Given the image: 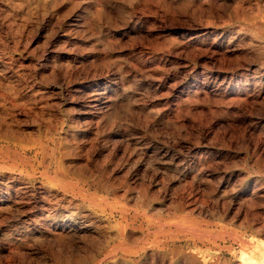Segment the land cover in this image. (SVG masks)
I'll list each match as a JSON object with an SVG mask.
<instances>
[{
	"label": "rangeland",
	"instance_id": "obj_1",
	"mask_svg": "<svg viewBox=\"0 0 264 264\" xmlns=\"http://www.w3.org/2000/svg\"><path fill=\"white\" fill-rule=\"evenodd\" d=\"M263 92L264 0H0V264H264Z\"/></svg>",
	"mask_w": 264,
	"mask_h": 264
},
{
	"label": "bare ground",
	"instance_id": "obj_2",
	"mask_svg": "<svg viewBox=\"0 0 264 264\" xmlns=\"http://www.w3.org/2000/svg\"><path fill=\"white\" fill-rule=\"evenodd\" d=\"M11 1H12V0H11ZM17 1H18V0H17ZM200 4H201V3H200ZM12 6H13V5H12ZM21 6H22V5H21ZM40 6H41V5H40ZM191 9H192V8H191ZM25 15H26V14H25ZM17 24H18V23H17ZM20 30H21V29H20ZM200 37H201V35H200ZM259 65H260V64H259ZM38 77H39V76H38ZM5 78H6V77H5ZM2 79H3V78H2ZM12 83H13V82H12ZM21 83H22V82H21ZM24 84H25V83H24ZM32 84H33V83H32ZM19 86H20V85H19ZM36 86H37V85H36ZM55 86H56V85H55ZM45 87H46V86H45ZM28 88H29V87H28ZM50 88H51V87H50ZM23 89H24V88H23ZM242 89H243V88H242ZM30 90H31V89H30ZM48 90H49V89H48ZM258 91H259V90H258ZM24 92H25V91H24ZM263 93H264V92H263ZM26 94H27V93H26ZM24 95H25V94H24ZM255 95H256V94H255ZM96 97H97V96H96ZM101 97H102V96H101ZM244 98H245V97H244ZM185 100H187V99H185ZM52 101H53V100H52ZM12 103H13V102H12ZM17 103H18V102H17ZM10 108H11V107H10ZM18 113H19V112H18ZM33 113H34V112H33ZM0 114H1V113H0ZM2 114L4 115V113H2ZM15 114H16V113H15ZM13 115H14V114H13ZM17 117H18V116H17ZM4 120H5V119H4ZM8 122H9V121H8ZM6 123H7V122H6ZM2 127H3V126H2ZM2 129H3V128H2ZM7 129H8V127H7ZM13 129H14V128H13ZM15 129H16V128H15ZM10 130H11V129H10ZM16 131H17V130H16ZM14 132H15V131H14ZM21 132H22V130H21ZM25 132H26V131H25ZM44 134H45V133H44ZM22 135H23V134H22ZM39 135H40V134H39ZM45 137H46V136H45ZM47 137H48V136H47ZM52 137H53V136H52ZM49 138H50V137H49ZM43 139H44V138H43ZM44 140H45V139H44ZM44 140H43V141H44ZM263 142H264V141H263ZM46 143H47V142H46ZM4 144H5V146H6V143H4ZM7 144H8V143H7ZM12 144H13V143H12ZM18 144H19V143H18ZM38 144H39V143H38ZM41 144H42V142H41ZM51 144H52V143H51ZM57 144H58V143H57ZM20 145H21V144H20ZM0 146H1V145H0ZM22 146H23V145H22ZM45 146H46V145H45ZM8 147H9V146H8ZM13 147H14V146H13ZM52 147H53V146H52ZM55 147H56V146H55ZM57 147H58V146H57ZM4 148H5V147H4ZM21 148H22V147H21ZM34 148H35V147H34ZM34 148H33V149H34ZM36 148H37V147H36ZM39 148H41V147H39ZM8 149H9V148H8ZM14 149H15V148H14ZM33 149H32V150H33ZM46 149H48V148L46 147ZM49 149H50V147H49ZM24 150H25V149H24ZM39 150H40V149H39ZM4 151H5V150H4ZM16 151H17V150H16ZM21 151H22V150H21ZM34 151H35V150H34ZM50 151H51V150H50ZM54 151H55V150H54ZM2 152H3V151L1 150V153H2ZM9 152H10V151H9ZM9 152H8V153H9ZM29 152H30V151H29ZM36 152H37V151H36ZM47 152H48V151H47ZM17 153L19 154V152H17ZM25 153H26V152H25ZM45 153H46V152H45ZM45 153H44V154H45ZM49 153H50V152H49ZM5 154H6V153H5ZM13 154H14V153H13ZM13 154H12V155H13ZM32 154H33V153H32ZM38 154H40V153H38ZM46 154H47V153H46ZM57 154H58V152H57ZM57 154H56V155H57ZM2 155H3V154H2ZM6 155H7V154H6ZM23 155H24V154H23ZM24 156H25V155H24ZM41 156H42V155H41ZM45 156H46V155H45ZM3 157H4V156H3ZM11 157H12V156H11ZM13 157H15V155H14ZM18 157H19V156H18ZM30 157H31V156H30ZM36 157H37V156H36ZM42 157H43V156H42ZM33 158H34V157H33ZM43 158H44V157H43ZM6 159H7V158H6ZM21 159H22V158H21ZM3 160H4V159H3ZM26 160H27V159H26ZM53 160H54V159H53ZM33 161H34V160H33ZM33 161H32V162H33ZM4 162H5V161H4ZM17 163H18V162H17ZM17 163H16V165H17ZM33 163H34V162H33ZM41 163H42V162H41ZM29 164H31V163H29ZM18 165H20V164H18ZM13 166H14L13 168L15 169V165H14V164H13ZM194 166H195V165H194ZM16 167H17V166H16ZM28 167H29V166H28ZM49 168H50V167H49ZM60 168H61V167H60ZM17 170H18V169H17ZM32 170H33V169H32ZM50 170H51V169H50ZM50 170H49V171H50ZM6 171H7V170H6ZM42 171H43V170H42ZM56 171H57V170H56ZM60 171H61V170H60ZM250 171H251V170H250ZM253 171H254V170H253ZM263 171H264V170H263ZM256 172H258V171H256ZM38 173H39V172H38ZM247 173H249V172L247 171ZM253 173H254V172H253ZM12 174H13V173H12ZM48 174H49V173H48ZM250 174H251V173H250ZM250 174H249V175H250ZM13 175H14V174H13ZM39 175H40V174H39ZM43 175H44V174H43ZM46 175H47V174H46ZM53 175H54V174H53ZM61 175H62V174H61ZM84 175H85V174H84ZM247 175H248V174H247ZM258 175H259V174H258ZM258 175H257V176H258ZM5 176H6V175H5ZM36 176H37V175H36ZM41 176H42V175H41ZM47 176H48V175H47ZM259 176H260V175H259ZM48 177H49V176H48ZM48 177H47V178H48ZM0 178H1V177H0ZM57 178H58V177H57ZM65 178H66V177H65ZM28 179H29V178H28ZM49 179H50V177H49ZM254 179H255V178H254ZM5 180H6V179H5ZM37 180H38V179H37ZM45 181H46V180H45ZM47 181H48V180H47ZM82 182H83V181H82ZM32 183H33V182H32ZM37 183H38V182H37ZM70 183H71V182H70ZM70 183H69V184H70ZM87 183H88V182H87ZM44 184H45V183H44ZM80 184H81V183H80ZM8 185H9V184H8ZM17 185H18V184H17ZM32 185H33V184H32ZM65 185H66V184H65ZM72 185L75 186L74 184H72ZM72 185H69V186H72ZM33 186H34V185H33ZM56 186H57V185H56ZM61 186H62V184H61ZM224 186H225V185H224ZM35 187H36V186H35ZM57 187H58V186H57ZM82 187H83V185H82ZM4 188H5V187H4ZM16 188H17V187H16ZM71 188H72V187H71ZM80 188H81V187H80ZM63 189H64V188H63ZM76 189H77V188H76ZM76 189H75V190H76ZM81 189H82V188H81ZM228 189H229V188H228ZM4 190H5V189H4ZM35 190H36V189H35ZM66 190H68V189H65V191H66ZM70 190H71V189H70ZM72 190H73V188H72ZM221 190H223V189H221ZM39 191H40V190H39ZM41 191L43 192V190H41ZM61 191H62V190H61ZM79 191H80V190H79ZM79 191H77L76 194H77ZM85 191H86V190H85ZM223 191H225V190H223ZM250 191H251V190H250ZM37 192H38V191H37ZM66 192H67V191H66ZM70 192H71V191H70ZM73 192H74V190H73ZM225 192H226V191H225ZM6 193H7V192H6ZM11 193H12V191H11ZM29 193H30V192H29ZM33 193H34V192H33ZM81 193H84V192H81ZM87 193H88V192H87ZM4 194H5V193H4ZM44 194H45V193H44ZM68 194H69V193H68ZM224 194H225V193H224ZM248 194H249V193H248ZM53 195H54V194H53ZM55 195H56V194H55ZM69 195H70V194H69ZM258 195H259V194H258ZM10 196H11V195H10ZM22 196H23V194H22ZM37 196H38V195H37ZM81 196H82V195H81ZM85 196H86V195H85ZM212 196H213V195H212ZM223 196H224V195H223ZM240 196H241V195H240ZM245 196H246V195H245ZM13 197H14V196H13ZM58 197H59V196H58ZM82 197H83V196H82ZM45 198H46V197H45ZM13 199H14V198H13ZM15 199H16V198H15ZM216 199H217V198H216ZM218 199H220V198H218ZM246 200H247V199H246ZM19 201H20V199H19ZM34 201H35V200H34ZM53 201H54V200H53ZM215 201H216V200H215ZM217 201H218V200H217ZM23 202H24V201H23ZM37 202H38V201H37ZM103 202H104V201H103ZM218 202H219V201H218ZM237 202H238V201H237ZM243 202H244V201H243ZM246 202H247V201H246ZM254 202H255V201H254ZM34 203H35V202H34ZM51 203H52V202H51ZM62 203H63V202H62ZM72 203H73V202H72ZM231 203H232V202H231ZM66 204H67V203H66ZM73 204H74V203H73ZM228 204H229V203H228ZM242 204H243V203H242ZM248 204H249V203H248ZM248 204H247V206H248ZM4 205H5V204H4ZM48 205H49V204H48ZM231 205H232V204H231ZM245 205H246V204H245ZM72 206H73V205H72ZM247 206H246V207H247ZM249 206H250V205H249ZM20 207H21V206H20ZM232 207H233V206H232ZM251 207H252V206H251ZM255 207H257V206H255ZM45 208H46V207H45ZM51 208H52V207H51ZM54 208H55V207H54ZM247 208H248V207H247ZM39 209H40V208H39ZM251 209H252V208H251ZM251 209H250V210H251ZM19 210H20V209H19ZM28 210H29V209H28ZM63 211H64V210H63ZM75 211H76V210H75ZM53 212H54V211H53ZM110 213H111V212H110ZM118 213H119V212H118ZM251 213H252V212H251ZM56 215H57V214H56ZM65 215H66V214H65ZM122 215H123V214H122ZM122 215H121V216H122ZM253 215H255V214H253ZM39 216H40V215H39ZM54 216H55V215H54ZM110 216H111V215H110ZM123 216H124V215H123ZM33 217H34V216H33ZM100 217H101V216H100ZM125 217H126V215H125ZM253 217H254V216H253ZM253 217H252V218H253ZM260 217H261V216H260ZM245 218H246V217H245ZM254 219H255V218H254ZM254 219H253V220H254ZM22 220H23V219H22ZM81 220H82V219H81ZM81 220H80V221H81ZM219 220H220V219H219ZM192 221H193V219H192ZM246 221H247V220H246ZM93 222H94V221H93ZM250 222H251V221H250ZM250 222H248V223H250ZM246 223H247V222H246ZM252 223H253V222H252ZM39 224H40V223H39ZM41 224H42V223H41ZM161 224H162V223H161ZM50 225H51V224H50ZM67 225H68V224H67ZM251 225H252V224H251ZM254 225H255V224H254ZM40 226H41V225H40ZM196 227H198V226H196ZM251 227H253V226H251ZM251 227H250V228H251ZM27 228H28V227H27ZM64 228H65V227H64ZM181 228H182V229H185V227H181ZM181 228H180V229H181ZM189 228H190V227H189ZM198 228H199V227H198ZM202 228H203V227H202ZM204 228H205V227H204ZM167 229H169V228H167ZM180 229L177 230V232H178V231H181ZM259 229H260V227H259ZM33 230H34V229H33ZM53 230H55V229H53ZM77 230H78V229H77ZM174 230H175V229H174ZM186 230H189V229L187 228ZM186 230H183V231L185 232ZM41 231H42V230H41ZM85 231H86V230H85ZM171 231H172V230H171ZM201 231H202V230H201ZM226 231H227V230H226ZM251 231H252V230H251ZM260 231H262V230H260ZM60 232H61V231H60ZM76 232H77V231H76ZM81 232H82V231H81ZM122 232H124V230H123ZM173 232H174V231H173ZM186 232H187V231H186ZM196 232H198V231L196 230ZM206 232H207V231H206ZM249 232H250V230H249ZM253 232H254V230H253ZM120 233H121V232H120ZM162 233H163V232H162ZM166 233H167V232H166ZM198 233H199L200 235H202V233H201L200 231H199ZM254 233H255V235H256V231H255ZM54 234H55V233H54ZM62 234H63V233H62ZM82 234H83V233H82ZM88 234H89V233H88ZM125 234H126V233H125ZM219 234H220V233H219ZM224 234H225V233H224ZM226 234H227V233H226ZM57 235H58V234H57ZM64 235H65V234H64ZM122 235H123V234H122ZM228 235H229V234H227V236H228ZM236 235H237V234H236ZM260 235H261V234H260ZM95 236H96V235H95ZM173 236H174V235H173ZM230 236H231V235H230ZM230 236H229V237H230ZM258 236H259V235H258ZM167 237H168V236H167ZM189 237H191V236H189ZM193 237H194V235H193ZM225 237H226V236H225ZM235 237H237V236H235ZM245 237H246V236H245ZM60 238H61V237H60ZM144 238H146V237H144ZM172 238H174V237H172ZM177 238H179V236H178ZM215 238H217V237H215ZM175 239H176V238H175ZM237 239H238V238H237ZM145 240H146V239H145ZM157 240H158V238H157ZM226 240H227V239H226ZM230 240H231V239H230ZM239 240H240V239H239ZM245 240H246V239H245ZM251 240H252V239H251ZM254 240H255V239H254ZM158 241H159V240H158ZM145 242H146V241H145ZM150 242H151V241H150ZM234 242L236 243V240H234ZM240 242H241V245H242V246L246 243V241H244V240H241ZM247 242H248V241H247ZM93 243H94V242H93ZM153 243H154V242H153ZM160 243H161V242H160ZM120 244H121V243H120ZM202 244H203V243H202ZM219 244H220V243H219ZM237 244H238V243H237ZM95 245H96V244H95ZM122 245H123V244H122ZM147 246H148V245H147ZM229 246H230V245H229ZM118 247H119V246H118ZM156 247H157V246H156ZM212 247H213V246H212ZM212 247H211V248H212ZM217 247H218V246H217ZM232 247H233V246H232ZM238 247H239V246H238ZM122 248H123V247H122ZM152 248H153V247H152ZM205 248H206V247H205ZM214 248H215V247H214ZM241 248L243 249V247H241ZM115 249H116V247H115ZM118 249H119V248H118ZM120 249H121V248H120ZM147 249H148V248H147ZM147 249H146V250H147ZM155 249H156V248H155ZM155 249H154V250H155ZM219 249H220V248H219ZM230 249H231V248H230ZM232 249H233V248H232ZM238 249H239V248H238ZM98 250H99V249H98ZM98 250H95V251H98ZM146 250H145V251H146ZM217 250H218V249H217ZM221 250H222V249H221ZM227 250H228V249H227ZM139 251H140V250H139ZM157 251H158V250H157ZM189 251H190V250H189ZM199 251H201V249H199ZM241 251H242V250H241ZM98 252H99V251H98ZM100 252H101V251H100ZM120 252H121V251H120ZM147 252H148V251H147ZM179 252H181V251H179ZM179 252H178V253H179ZM182 252H183V250H182ZM194 252H195V251H193V253H192L193 255L196 253V252H195V253H194ZM210 252H211V251H210ZM104 253H106V252H104ZM183 253H185V252H183ZM186 253H187V252H186ZM224 253H225V252H224ZM227 253H228V252H227ZM234 253H235V252H234ZM240 253H241V252H240ZM127 254H128V253H127ZM136 254H138V253H136ZM189 254H190V253H189ZM216 254H218V252H217ZM122 255H123V254H122ZM145 255H146V253H145ZM145 255H144V256H145ZM196 255H197V254H196ZM205 255H206V254H205ZM135 256H136V255H135ZM182 256H183V255H182ZM184 256H187V255H184ZM189 256H190V255H189ZM233 256H234V255H233ZM115 257H116V255H115ZM194 257H196V256H194ZM201 257H202V256H201ZM179 258H180V257H179ZM179 258H178V259H179ZM196 258L198 259V255H197ZM196 258H195V259H196ZM199 258H200V256H199ZM138 259H139V258H138ZM202 259H203V258H202ZM218 259H219V258H218ZM102 260H103V259H102ZM104 260H105V259H104ZM139 260H140V259H139ZM189 260H190V259H189ZM205 260H206V259H205ZM216 260H217V259H216ZM127 261H128V260H127ZM196 261H197V260H196ZM199 261H200V260H199ZM199 261H198V263H199ZM240 261H241V260H240ZM128 262H129V261H128ZM201 262H202V260H201ZM260 262H261V261H260ZM111 263H112V262H111ZM189 263H190V262H189ZM191 263H192V261H191ZM191 263H190V264H191ZM218 263H219V262H218ZM135 264H136V263H135ZM199 264H201V263H199ZM203 264H206V262L203 263ZM253 264H255V263H253ZM261 264H262V263H261Z\"/></svg>",
	"mask_w": 264,
	"mask_h": 264
}]
</instances>
